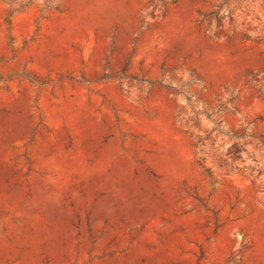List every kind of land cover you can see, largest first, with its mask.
I'll return each mask as SVG.
<instances>
[{
  "label": "rangeland",
  "instance_id": "obj_1",
  "mask_svg": "<svg viewBox=\"0 0 264 264\" xmlns=\"http://www.w3.org/2000/svg\"><path fill=\"white\" fill-rule=\"evenodd\" d=\"M0 264H264V0H0Z\"/></svg>",
  "mask_w": 264,
  "mask_h": 264
}]
</instances>
